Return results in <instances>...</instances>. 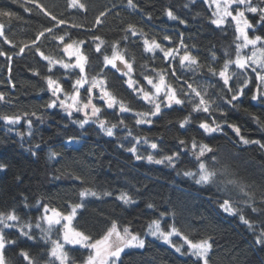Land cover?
Instances as JSON below:
<instances>
[{"label": "trees", "instance_id": "obj_1", "mask_svg": "<svg viewBox=\"0 0 264 264\" xmlns=\"http://www.w3.org/2000/svg\"><path fill=\"white\" fill-rule=\"evenodd\" d=\"M36 2L43 4L58 19L67 21L59 29L54 28L55 35L70 33L72 39L85 41H91L92 36L97 35L105 41V47L120 41V49L133 63V79L145 85L149 91L151 87L143 76L155 79L152 70L167 73V82L173 87L177 86V81L172 79L169 62L164 60L159 50L154 54L144 51L143 39H155L165 48H177L182 34L184 45L198 58L202 70L193 73L187 68L182 69L177 60L174 62L176 75L182 81L193 83L194 87H207L209 97L220 108L214 107L210 113H193L187 104L174 106L172 110H164L160 118H153L152 126L139 125L134 114L149 112L151 106L128 88L126 78L119 72L104 68L103 57L89 43L83 49L88 57L86 75L89 79L102 77L106 81L107 91L132 108V112L121 114L114 110L105 111L104 104L94 100L102 109L101 118L106 119L109 125L117 124L115 135L109 137L91 123L82 129L74 123L83 119L82 114L74 113L72 117H67L59 108H47L52 95L45 80L51 74L65 91L71 92L70 81L78 78V71L64 70L57 65L49 73L47 62L33 54L32 50L26 49L23 56H17L18 48L0 38V50L13 57L10 74L7 58L0 57V92L6 97L5 101H0V117L27 112L33 120L32 135L29 137V127L25 121L9 130V126L0 119V164L6 165L5 169L0 170V212L15 209L22 223L34 225L41 215L42 204H48L64 215L71 214L73 206L82 205L72 220V228L91 237L92 242L100 239L113 222H116L121 233L124 227H128L134 234L145 237L150 224L160 221L164 231L174 226L193 242L211 237L214 243L210 264H264V246L256 243V235L264 227L261 224L264 217L260 216L259 211L254 213L251 210L253 207L264 209V148L257 144L241 143L228 126L236 125L245 139L264 144V104L251 99L259 81L251 70L243 72L231 65L229 72L234 75L229 83L234 90L241 87V82L246 79L251 82L238 101L226 105L221 97L230 99V94L223 91V82L218 78L209 79L206 75L209 67L219 71L226 60H235L238 41L231 18L222 27L212 24L214 6L208 7L203 0H194V3L193 0H131L134 8L129 6V0H80L85 4L86 12L70 8V0ZM255 3L263 5L260 0H255ZM113 4L118 7L106 18H101L102 25L93 27L99 13L112 8ZM169 8H172L178 20L167 18ZM0 9L14 14L12 18L0 17V23L5 25V35L14 45L29 43L44 28L54 27V22L29 0H0ZM233 10H236L235 5ZM246 14L254 25L251 35L264 36V23L259 22L256 14ZM148 17H151L150 22ZM179 20L186 21V24H181ZM72 24H83L85 28L75 29L71 27ZM127 24L135 25L137 31L145 36L131 37L124 31ZM126 35L127 40L124 39ZM165 36L171 37L170 43L163 39ZM37 43L45 55L64 58L58 41H54L51 35L46 33ZM105 54L111 55V49ZM37 71L39 75L35 74ZM85 95L81 90L82 99ZM32 113L35 116H31ZM189 115L191 123L180 128L178 121ZM120 119L124 121V126H120ZM202 121L209 124L214 121L213 126L220 125L222 131L206 133L199 128ZM129 131L131 136L128 135ZM18 133L25 135L21 138ZM137 136L147 137L149 141L148 144H136L138 154L155 155V150L149 145L156 142L163 150L161 155L179 152L180 160L175 167L150 163L146 159L136 160L128 149L133 146L134 137ZM69 140L75 143L66 144ZM180 140H184L187 146L180 145ZM192 140L218 151V158L222 157L234 173L231 178L245 185V191L251 193V197H246L243 192H234L232 200L233 206L252 222V228L245 225L239 215L223 212L219 204L228 196L218 195L214 185H197L193 178L183 175L186 171L196 170L190 147ZM36 145L40 146L39 149ZM30 148L31 151L28 150ZM52 152L58 153L56 159L49 158ZM155 158L159 159L160 155ZM86 190L100 195L82 196L81 193ZM122 193L131 197L134 203L125 204L120 200ZM149 205L152 207L149 208ZM42 227H45L44 224ZM30 235L31 239L21 235L18 229H5L6 238L16 241L15 245H9L5 250L10 264H28L20 255L22 251H27L37 264H60L50 256V240L61 238V226L55 227L50 240L41 236L40 229L33 228ZM172 242L183 247L182 252L187 251L183 236L172 238ZM66 252L69 264L83 263L91 254L90 249L78 246H67ZM121 261L122 264H194V258L177 253L172 246L147 236L143 249L126 250L121 255Z\"/></svg>", "mask_w": 264, "mask_h": 264}, {"label": "snow or ice", "instance_id": "obj_2", "mask_svg": "<svg viewBox=\"0 0 264 264\" xmlns=\"http://www.w3.org/2000/svg\"><path fill=\"white\" fill-rule=\"evenodd\" d=\"M40 12L45 16L50 18L54 22V27L44 28L35 38L29 43H25L22 46H17L13 44V41L8 39L5 35V25L0 23V38H3V41L12 45L14 48H18V51L15 53L17 56H23L26 49L33 51V54L38 55L42 58L43 61L47 62V69L49 73L52 72L53 68L59 65L64 70L78 71L79 76L74 81H70L72 88L71 92L65 91L63 85L59 82L58 79H54L53 75L49 74L45 77L46 85L48 91L52 95L50 103L47 105L48 109H61L67 117H72L73 114H82L83 119L74 121L77 123L80 128H84L88 124H96L98 128L104 132L107 136L112 137L115 135L114 129L117 128V124L109 125V122L102 117V109L97 106L98 102H102L106 110H114L119 113H130L132 108L127 106L122 100H117V98L109 91H107L106 81L101 77H93L91 80L85 73V67L88 64V57L84 54L83 49L87 44L94 45V51L100 54L103 57V66L104 68H110V70H115L119 72L123 77H125V83L130 88L133 93L139 97L141 100L146 102L151 106L149 112H136V123L139 125H153V118H160L164 110H172L174 106H184L188 105L191 107L193 113H210V110L220 108V105L212 100L208 95V88L203 86H195L193 83H189L187 80H181V77L176 75V68L174 67V62L178 60V63L182 69L187 68L193 73L202 70V66L199 63L197 57L193 56L188 48L183 43V38L181 34L180 45L177 48L172 47H163L155 39L144 38L143 48L145 52L154 54L159 50L163 54L165 61L169 62V71L171 73L172 79L177 81V86L173 87L171 83L167 82V73L152 70L155 76V79L152 76L145 75L143 79L146 81V84L151 87V90H146L145 85L139 84L137 80L133 79V63L130 59L126 58L123 54V50L120 49V41L111 43L105 47V41L97 35H93L91 41L85 40H76L72 39L70 33H64L62 35H55L54 28L59 29L60 25H66L67 21L64 19H58L53 12L49 11L43 4H38L36 0H29ZM208 7H213L212 12L213 19L211 23L217 27H222L228 22V18H231L234 22L236 39L238 41L236 45V55L235 60H226L223 64V67L217 71L215 68L209 67L207 69L206 75L209 79L218 78L223 82V91L230 94V99H224L221 97L222 102L226 105H233L234 102L238 101L244 95V89L247 87L250 80L242 81V86L236 88L235 90L230 85V80L234 73L229 72L231 65H235L238 70L251 72L255 75V78L259 83L256 86V91L252 96L253 101H259L261 104H264V47L257 49L258 44H264V37L259 35L250 38L248 35V30L253 29L254 25L248 19L246 12L249 14H256L259 17V22L264 23V6H260L255 3V0H203ZM194 3V0H193ZM261 4H264V0H260ZM235 5L236 10H231ZM129 6L135 7L132 5L131 0H129ZM241 6L243 8L241 9ZM69 7L72 9H79L84 12L87 11V8L84 3H81L80 0H71ZM118 5L113 4L112 8H107L104 11H101L94 21L93 27L102 25V19L106 18L110 13L113 12V9L117 8ZM31 11V9H27ZM142 14V13H141ZM13 13L4 9H0V17L12 18ZM166 16L170 20L176 21L179 18L174 14L172 8H169L166 11ZM149 22L151 17H148ZM181 24H186V21L179 20ZM123 27V25H120ZM72 28L75 29H84L85 25L83 24H72ZM90 30V29H87ZM125 33L131 37H144L143 32H138L135 25L127 24V27L124 28ZM51 35L54 41H58V47H60L64 58L57 59L55 57L45 55L43 51L40 50L38 46V41L45 37V34ZM125 40L128 39L126 35ZM163 39L167 42H171V37L165 36ZM252 46L253 50L250 56L241 55V50ZM102 49H104L102 51ZM111 49V55H106L105 52ZM181 51L183 54L181 55ZM0 57H6L8 60V72L11 73V61L12 56L7 52L0 50ZM74 58V59H73ZM215 59V57H213ZM69 62H65V61ZM103 71V69L101 70ZM36 75H39V72H35ZM87 85V87H86ZM14 88L15 85L12 84ZM83 89L86 94L84 98H81V90ZM183 96V99H181ZM6 97L3 92H0V101H5ZM163 106V108H162ZM223 115V113H221ZM31 116H35V113H32ZM6 126H9V130H12V126L19 125L21 121H25L29 127V132L27 135L30 137L32 135L31 129L33 125V120L29 117V114L25 112L23 115H4L0 117ZM41 119V118H38ZM191 123V115L186 116L183 120L178 121L180 128H185L186 125ZM120 126H124V121L119 120ZM214 124V121H213ZM209 124L207 121H202L199 124V128L204 130L206 133H215L222 131L220 125ZM235 134L238 136L239 141L245 145L247 144H257L261 148H264V144H260V141H249L245 139L244 136L240 135V129L236 125H228ZM21 138L25 135L24 133H18ZM128 135L131 136V131L128 132ZM135 143L128 151L134 154L136 160H147L150 163L155 164H167L170 167H175L176 162L180 160L179 152H172L171 155H161L163 151L156 142L150 143V148L155 150L154 154L142 155L138 154V149L136 144H148L147 137H134ZM75 141L69 140L66 141V144H74ZM179 144L182 146H187L184 140H180ZM39 149V145L35 146ZM123 147V145H121ZM190 147L193 151L195 157L194 163L196 165V170L186 171L183 173L186 177H191L194 179L197 185L208 186L214 185L217 188V194L228 196L227 199H222L219 204V207L223 212L236 216L239 215V218L243 223L249 228L253 227L251 221L245 218V216L240 213L237 207H234V201L232 200V193L234 192H243L246 197H251L250 192H246V186L238 182L236 179H232L234 173L230 170L228 165L223 162V158L219 157L218 151H214L207 144H199L197 141L192 140ZM31 151V148L28 149ZM35 155V152H32ZM156 155H160L159 159H156ZM58 153H50V159H56ZM6 168V165L0 164V170ZM79 179V177H77ZM82 196H93L96 197L100 195L97 192L86 190L81 193ZM104 195H111V193H104ZM119 199L122 200L125 204L134 203V201L126 193H122L119 196ZM40 203L39 201L37 202ZM247 204V200L244 201ZM82 207V205H76L72 207L71 214L64 215L56 208L49 207L48 204L40 205L41 215L37 222L33 225L32 223H22L21 217L17 214L15 209L4 213L0 212V264H10L6 259L5 250L9 245H15L16 241L8 240L5 236V229H18L19 233L25 237L32 238L30 232L33 228L40 229L41 236L47 240L50 239L51 234L56 226H61L63 229L61 241L55 240L52 241V248L50 256L54 257L60 262V264H68L67 253L64 252V244L71 245H82L85 248H90L93 250V254L89 255L85 264H122L121 255L129 248H138L143 249L145 247V240L140 237L139 234H134L128 227L123 228V233L118 229L116 222L112 223V226L106 231V233L100 238L91 241V237L85 235L83 232L76 231L70 227V224L76 214L77 208ZM149 208L152 205L148 206ZM254 213L259 211L261 217H264V209H256L253 207L251 209ZM63 222V223H62ZM42 224L46 227H42ZM261 224L264 225V220H261ZM149 233L153 237L162 239L163 241L168 242L177 253L186 255L190 258H194V264H210L211 261V252L213 249V243L211 237L207 239H200L197 242L189 239L188 236L180 233L178 229L174 226L170 228L169 231H164L160 226V221H153L152 225L149 226ZM173 235L183 236V240L187 244V251L182 252V247H178L175 244H172L171 237ZM256 243L264 246V227L260 229L258 235H256ZM20 255L24 260L28 261V264H37L34 261L27 251H22Z\"/></svg>", "mask_w": 264, "mask_h": 264}, {"label": "rangeland", "instance_id": "obj_3", "mask_svg": "<svg viewBox=\"0 0 264 264\" xmlns=\"http://www.w3.org/2000/svg\"><path fill=\"white\" fill-rule=\"evenodd\" d=\"M70 2H71V0H70ZM262 6H264V4L262 5ZM242 9V8H241ZM231 10H233V8L231 9ZM234 11V10H233ZM247 15V14H246ZM248 19L251 21V19L248 17ZM252 22V21H251ZM253 24V23H252ZM252 29H249L248 30V35H249V37L250 38H254V36H256V35H259V34H255V35H251V33H250V31H251ZM259 36H261V37H264L263 35H259ZM262 47H264V44H258L257 46H256V48L257 49H259V48H262ZM252 50H253V48H252V46L250 45L248 48H245V49H242L241 50V55H244V56H250L251 55V52H252ZM74 59V58H73ZM68 62V61H67ZM91 80V79H90ZM86 87H87V85H86ZM83 90V89H82ZM82 98V97H81ZM78 209V208H77ZM77 211V210H76ZM150 225H152V223L150 224ZM45 227H46V225H44ZM161 226V225H160ZM57 227V226H56ZM70 227L72 228V222H71V224H70ZM73 229V228H72ZM62 232H63V229H62ZM151 237V238H154V239H156V240H159V241H161V242H163V243H165V244H167V245H170L168 242H166V241H163L162 239H160V238H157V237H153V236H151L150 235V233H149V227H148V229H147V231H146V234H145V237ZM176 236H180V235H173L172 237H171V241H172V238H174V237H176ZM141 237V236H140ZM145 237L144 236H142L141 238L142 239H144L145 240ZM50 240V239H49ZM55 240H58V239H52L51 238V240H50V243H51V248H52V241H55ZM60 241H61V243H63V238H62V236H61V238L59 239ZM172 244H173V242H172ZM67 246H78V247H81V248H85V247H83L82 245H71V244H64V252L65 253H67L66 252V247ZM171 246V245H170ZM178 247H181V246H178ZM88 249H90V248H88ZM130 249V248H129ZM129 249H126V250H129ZM182 249H183V247H182ZM91 250V249H90ZM125 250V251H126ZM50 252H51V249H50ZM93 254V250H91V254L90 255H92ZM54 258V257H53ZM67 259H68V255H67ZM87 261V260H86ZM85 261V262H86ZM59 262V261H58ZM85 262H83V263H80V264H85ZM60 263V262H59ZM68 264H69V260H68Z\"/></svg>", "mask_w": 264, "mask_h": 264}]
</instances>
